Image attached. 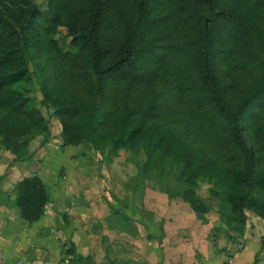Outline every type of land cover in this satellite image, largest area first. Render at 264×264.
Masks as SVG:
<instances>
[{
    "label": "trees",
    "instance_id": "16d2710c",
    "mask_svg": "<svg viewBox=\"0 0 264 264\" xmlns=\"http://www.w3.org/2000/svg\"><path fill=\"white\" fill-rule=\"evenodd\" d=\"M42 109L63 148L142 155L141 176L173 177L166 194L197 217L209 206L195 190L211 186L230 240L246 212L264 222V0H0V147L15 160L51 134ZM15 194L39 220L43 181Z\"/></svg>",
    "mask_w": 264,
    "mask_h": 264
},
{
    "label": "rangeland",
    "instance_id": "374dc122",
    "mask_svg": "<svg viewBox=\"0 0 264 264\" xmlns=\"http://www.w3.org/2000/svg\"><path fill=\"white\" fill-rule=\"evenodd\" d=\"M65 35L66 30L59 29L55 39L60 48L70 50V40ZM33 95L41 98L38 91ZM42 110L50 121L51 134L31 141L32 168L44 163L51 186L59 184L67 169L77 177L81 187L78 195L91 215L89 229L100 243L99 264H149L153 258V262L164 264L178 244L184 247L180 249L185 255L192 249L196 258L197 252L204 251L196 245L204 238L203 233L209 244L207 253L212 255L215 251L221 255L220 264H229L243 250L244 245L239 242L245 238L258 240L264 250V222L250 212H246L241 241L226 237L228 230L219 214L220 202L211 195L208 184L201 183L195 190L209 206L208 213L197 217L180 198L166 194L167 190L176 192L180 188L173 177L141 176L138 164L141 165L142 155L132 158L128 152L120 151L117 157H111L106 151L96 153L84 145L63 148L58 122L51 118L50 111ZM4 152L0 147V155Z\"/></svg>",
    "mask_w": 264,
    "mask_h": 264
},
{
    "label": "crops",
    "instance_id": "0c3cea01",
    "mask_svg": "<svg viewBox=\"0 0 264 264\" xmlns=\"http://www.w3.org/2000/svg\"><path fill=\"white\" fill-rule=\"evenodd\" d=\"M33 160L34 153L26 160H15L8 152L0 155V254L3 264H73L77 255L89 256L99 264L100 243L89 229L91 215L78 195L81 187L77 177L67 169L65 178L59 184L53 183L52 187L46 165L42 163L32 168ZM33 176L45 184L49 201L39 220L28 223L14 205L15 185ZM203 236L196 245L202 246L204 251L197 252L196 258L192 249L185 255L180 249L183 246L178 244L168 260L164 259V264H220L221 255L215 251L212 255L207 253L209 244L205 233ZM239 243L244 245L243 250L235 254L229 264H264V250L258 240L245 238ZM153 259L149 264H161Z\"/></svg>",
    "mask_w": 264,
    "mask_h": 264
},
{
    "label": "built area",
    "instance_id": "2783aa9c",
    "mask_svg": "<svg viewBox=\"0 0 264 264\" xmlns=\"http://www.w3.org/2000/svg\"><path fill=\"white\" fill-rule=\"evenodd\" d=\"M0 264H3V257L1 254H0Z\"/></svg>",
    "mask_w": 264,
    "mask_h": 264
}]
</instances>
